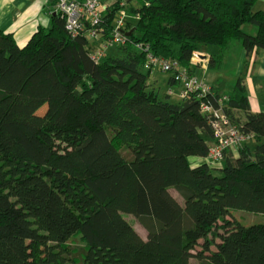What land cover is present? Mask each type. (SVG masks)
Here are the masks:
<instances>
[{
    "label": "trees",
    "instance_id": "1",
    "mask_svg": "<svg viewBox=\"0 0 264 264\" xmlns=\"http://www.w3.org/2000/svg\"><path fill=\"white\" fill-rule=\"evenodd\" d=\"M136 1L124 5V43L98 61L58 12L23 46L0 31V264H264V222L234 215H264V112L250 110L239 76L222 107L254 145L220 167L193 165L212 142L200 106L221 94L171 101L148 66L152 55L194 74L193 52L216 46L217 68L235 41L250 56L264 49V10L257 0ZM120 9L102 10V42ZM75 236L83 246L70 247Z\"/></svg>",
    "mask_w": 264,
    "mask_h": 264
},
{
    "label": "crops",
    "instance_id": "2",
    "mask_svg": "<svg viewBox=\"0 0 264 264\" xmlns=\"http://www.w3.org/2000/svg\"><path fill=\"white\" fill-rule=\"evenodd\" d=\"M117 1L128 5L137 3L136 0H99L101 11ZM56 4L57 0H0V31L12 33L17 44L23 46L38 28H47L51 24V16L57 12ZM254 9L264 10V0H257ZM116 15L118 17L119 11ZM247 29L252 33L255 31L252 26H248ZM90 44L95 49H103L105 53L116 51V49L108 50L109 46L105 47L100 38L91 40ZM219 52L220 49L216 46L201 49L200 53L203 55H200V61L192 59L193 73L205 80L213 90L225 96L231 93L236 79L239 76L242 77L250 110L264 112V49H257L247 56L239 43H231L226 50L222 51L221 65L217 68L209 67L210 55ZM224 85L230 87L229 91L221 88H225ZM174 86L170 84L168 88L171 95L178 92L177 87L173 90ZM175 96L174 101H177L179 98L176 94ZM237 112L243 118V113ZM247 144L252 147L254 142L249 140ZM229 151L233 156L237 155L236 149ZM190 160L195 165L203 161V158L192 157Z\"/></svg>",
    "mask_w": 264,
    "mask_h": 264
},
{
    "label": "built area",
    "instance_id": "3",
    "mask_svg": "<svg viewBox=\"0 0 264 264\" xmlns=\"http://www.w3.org/2000/svg\"><path fill=\"white\" fill-rule=\"evenodd\" d=\"M121 9L115 20L113 31L110 38L104 42V46L119 45L124 43L125 35L121 32L124 24L126 12L124 11L125 3L120 2ZM57 12L65 18V27L73 34H82L90 40L100 38L99 23L102 20V11L100 9L99 0H57ZM105 55L103 49L91 50V57L98 61ZM200 57L193 52L192 59ZM148 66L161 68L163 71L174 69V79L178 83V97L186 98L189 93L199 91L201 94L210 92L211 86L203 79L194 74H190L187 69L178 67L176 62L165 58H157L148 55ZM227 96L221 95L218 99V105L214 106L209 103L201 104V111L209 114V124L212 130V142L209 146L207 155L203 158V162L210 167H220L222 165L225 154L229 150L236 149L244 142L251 140V135L242 133L238 126L234 124L229 116L224 112L222 103Z\"/></svg>",
    "mask_w": 264,
    "mask_h": 264
},
{
    "label": "rangeland",
    "instance_id": "4",
    "mask_svg": "<svg viewBox=\"0 0 264 264\" xmlns=\"http://www.w3.org/2000/svg\"><path fill=\"white\" fill-rule=\"evenodd\" d=\"M116 17H117V15H116ZM115 20H116V18H115ZM89 41L91 42L90 39H89ZM234 43H239V42L235 41L232 44H234ZM116 46H117L116 44L110 45L108 50L116 49ZM224 50H226V49H224ZM114 52H116V51H113L111 53H105V54H112ZM194 52L197 53L198 55L202 54V53H200V50H195ZM196 60L200 61V57H198ZM169 75H170L169 72H165L163 70H160L155 66L152 67V69L149 73V79L158 88L160 96L162 94L168 92V88L170 87V85L167 83V79H168ZM224 87L225 88H223V87H221V88L224 89L225 91H229V89H230L229 86L224 85ZM173 88H174L173 90H175L176 85ZM175 94L178 97V93L175 92ZM175 94L170 96L171 101H174L176 99ZM171 193L175 197L180 198V196L178 195V193L175 190L172 189ZM234 215L236 218L242 220V222H244L245 224L254 223V222H264V215H260V214H248V213H244V212H240V211H234ZM125 218L129 221V223L136 229V231L141 236H143V237L146 236L147 232L137 217H134L132 215H125ZM68 244L72 248L77 247V246L78 247L83 246V242L80 240V238H78V236H75L74 238L69 240ZM192 260H196V259H192Z\"/></svg>",
    "mask_w": 264,
    "mask_h": 264
},
{
    "label": "water",
    "instance_id": "5",
    "mask_svg": "<svg viewBox=\"0 0 264 264\" xmlns=\"http://www.w3.org/2000/svg\"><path fill=\"white\" fill-rule=\"evenodd\" d=\"M130 33V31L129 32H127V34H129Z\"/></svg>",
    "mask_w": 264,
    "mask_h": 264
}]
</instances>
